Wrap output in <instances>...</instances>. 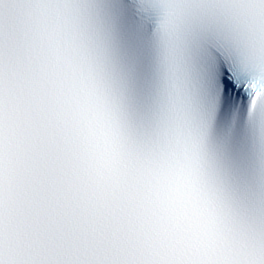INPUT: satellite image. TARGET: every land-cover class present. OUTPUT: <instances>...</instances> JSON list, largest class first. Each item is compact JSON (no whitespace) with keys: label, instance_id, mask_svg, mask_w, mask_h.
Segmentation results:
<instances>
[{"label":"snow or ice","instance_id":"6c2138e0","mask_svg":"<svg viewBox=\"0 0 264 264\" xmlns=\"http://www.w3.org/2000/svg\"><path fill=\"white\" fill-rule=\"evenodd\" d=\"M0 264H264V0H0Z\"/></svg>","mask_w":264,"mask_h":264}]
</instances>
